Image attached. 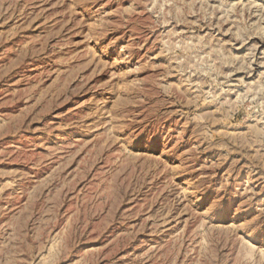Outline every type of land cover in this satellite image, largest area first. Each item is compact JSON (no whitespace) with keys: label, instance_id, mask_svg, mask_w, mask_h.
<instances>
[{"label":"rangeland","instance_id":"rangeland-1","mask_svg":"<svg viewBox=\"0 0 264 264\" xmlns=\"http://www.w3.org/2000/svg\"><path fill=\"white\" fill-rule=\"evenodd\" d=\"M0 264H264V0H0Z\"/></svg>","mask_w":264,"mask_h":264}]
</instances>
